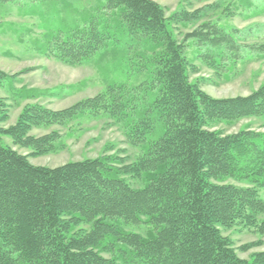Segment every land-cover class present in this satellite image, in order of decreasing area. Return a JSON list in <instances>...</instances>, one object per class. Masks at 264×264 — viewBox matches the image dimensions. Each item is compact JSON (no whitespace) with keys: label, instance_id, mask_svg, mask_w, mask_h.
Wrapping results in <instances>:
<instances>
[{"label":"trees","instance_id":"1","mask_svg":"<svg viewBox=\"0 0 264 264\" xmlns=\"http://www.w3.org/2000/svg\"><path fill=\"white\" fill-rule=\"evenodd\" d=\"M211 1L186 0L205 6L168 16L153 0H106L85 27L52 36L45 54L71 67L126 51L136 85L111 83L60 111L28 106L9 128L0 98V264H264V251L238 253L259 242L237 249L225 235L264 236V133L227 131L251 119L264 127V85L214 99L193 78L199 60L230 80L242 48L238 30L221 25L240 7ZM179 26L191 30L182 40ZM192 40L206 52L189 58ZM8 77L0 70V85ZM96 122L117 126L137 153L108 145L57 168L30 163L63 152L62 132L71 139Z\"/></svg>","mask_w":264,"mask_h":264},{"label":"rangeland","instance_id":"2","mask_svg":"<svg viewBox=\"0 0 264 264\" xmlns=\"http://www.w3.org/2000/svg\"><path fill=\"white\" fill-rule=\"evenodd\" d=\"M106 0H0V70L9 77L0 85V98L9 106V120L4 124L9 128L16 124L22 111L28 106L39 105L53 111L64 110L77 102L96 96L105 91L111 83L136 85L143 81L130 72V61L125 51L121 56L116 51L100 50L89 62L80 67L65 65L52 56L45 54L55 34H67L86 26L90 17L102 12L101 6ZM167 10L168 16L183 7L195 10L205 6L193 3L187 6L186 0H153ZM221 3L240 7L238 15L222 19L221 25L227 30L239 32L242 48L230 80H220L212 70L197 60L200 68L193 78H203L204 91L214 99H228L248 96L264 85V0H212L206 5ZM191 32L179 26L176 36L182 40ZM122 48H125L123 46ZM121 49V48H120ZM189 58L199 57L206 49L196 40L189 42ZM228 57L231 55L228 53ZM231 61L222 63L224 68ZM140 93L139 97L148 94ZM82 132L67 139L68 131L62 132L66 148L58 154H46L31 157L30 163L36 167L57 168L69 162L97 158L108 146L116 150H125L134 156L137 151L128 146L122 131L112 124L96 122L86 124ZM251 127L264 133L263 122L258 119L244 120L228 133ZM86 130V131H85ZM50 131L36 130L32 135L40 136ZM7 143H11L8 139ZM21 154L28 151L19 150ZM260 234V233H259ZM234 242L237 249L260 243L247 251H238L243 260H249L253 254L264 251V236L248 232L231 231L225 234Z\"/></svg>","mask_w":264,"mask_h":264}]
</instances>
